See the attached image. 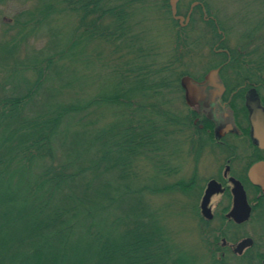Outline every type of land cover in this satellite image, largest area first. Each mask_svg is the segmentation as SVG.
Here are the masks:
<instances>
[{"label": "trees", "instance_id": "obj_1", "mask_svg": "<svg viewBox=\"0 0 264 264\" xmlns=\"http://www.w3.org/2000/svg\"><path fill=\"white\" fill-rule=\"evenodd\" d=\"M40 1L27 12L26 34L0 48V264H195L174 248L157 209L145 200V194L188 193L195 183V177L159 183L163 173L178 171L160 154L177 153L179 134L191 130L190 115L139 100L165 87L151 75L173 70V61L164 71L142 68L158 48L141 14L154 8L153 0ZM162 2L178 24L170 1ZM65 13L80 18L76 40L53 41L52 54L20 56L29 36ZM84 41L111 51L100 48L102 59L132 58L125 68L114 67L110 87L91 97L68 79L71 63L86 52L77 49ZM143 71L150 76H139ZM25 72L35 78L25 79ZM176 83L180 87L179 77ZM106 117L111 120L100 125ZM152 159L154 184L140 185V161Z\"/></svg>", "mask_w": 264, "mask_h": 264}, {"label": "rangeland", "instance_id": "obj_2", "mask_svg": "<svg viewBox=\"0 0 264 264\" xmlns=\"http://www.w3.org/2000/svg\"><path fill=\"white\" fill-rule=\"evenodd\" d=\"M195 1L203 2L208 14H216L226 23L231 16H234V23L240 29L249 25L245 18L257 21L260 16L264 19V0H179L178 13L186 16ZM40 3V0H0V48L5 47L8 40H14L15 37V40H17V38L26 34L28 25L23 26L24 22L28 20L27 12L34 10ZM162 3V0H153L154 8L144 9V12H141L142 15L147 17L144 20L145 28L150 30L151 37L158 44V48L152 52L153 55L146 57L145 65L142 68L145 71L149 69L164 71V67L168 66L170 61H173V66L170 65L173 70H166L165 72L151 75L155 82H162L165 87L161 88L159 94H151V97L148 96L139 100H142V103L152 109H167L181 117L189 116L191 115L192 106L195 107V104L186 99L183 91H181L180 87H177L176 80L178 77L181 80L188 75L200 77L213 68L214 60L210 50L214 43L213 33L197 10L191 14L192 21L190 19L187 26L182 29L181 25L183 22L175 19L180 25L174 23L171 14L166 11V8H162ZM79 20L80 18L77 14L65 13L55 16L52 22L38 29L36 33L27 38L25 43L20 45V56L25 57L28 53L44 55L49 50L52 54L55 52L56 45H63L71 40H76L79 33L83 31L80 28ZM31 25L29 24V26ZM229 31L231 33V42L232 40L236 41L240 32L234 30L231 32L230 28ZM53 41L56 45L52 43ZM82 48H86V52L80 51V55L77 58L79 61L71 63L68 79H71V81L74 79L72 89L86 92L83 94L86 97H91L92 93L99 91L101 87L106 86V88H109V83L113 79L111 73L113 68H125V62L132 60L129 56L118 59V54L116 59L113 56L102 59L98 55L100 48H105L107 54L111 51L104 45H100V42L84 41L77 49L81 50ZM108 63L111 65L110 67ZM147 64L149 69L146 67ZM127 74L130 75L128 71ZM3 76L4 73L0 70V82L3 80ZM133 76L135 77V73ZM139 76L146 78L150 75H146L143 71ZM23 77L27 80H32L35 78V74L33 72H25ZM12 86L7 85L6 90H11ZM93 95L95 96V94ZM40 99H43L42 96L39 97ZM204 103L206 104V101L200 98L197 106ZM38 106L39 103L35 104L34 109ZM204 113L207 114L210 111L204 110ZM109 119L110 117H106L100 125L108 122ZM179 135L183 139H180L182 141L180 142L181 147H178L177 153L172 157L167 152L160 154L163 156L166 153L164 160L168 162L166 166L171 168L170 171L174 168H177L178 171L170 175L163 173L160 176L159 183L163 186L180 180L190 181L195 177V184L188 193L174 191L154 195L145 194V200L153 208L157 209V214L161 218V223L171 238L174 248L179 253L183 252L188 254L189 257H193L195 264H207L210 261V255L201 244V230L198 224V216H200L198 201L200 204L201 198H199L200 194L197 195V191L200 190L201 186H205L209 175L216 173L211 171L216 169L221 161L215 162L210 153L207 152L208 150L203 154L201 153L200 157H198L196 149H198L199 145L193 144L194 142L191 143L190 140L192 137L195 138L193 129H185ZM190 136L191 138L189 139L188 137ZM153 161L155 159H152V162L140 161V166L141 168L143 167L141 170L143 171V179L138 182L140 185L154 184L155 180L149 179L156 172L152 164ZM54 164L57 165V162L54 161Z\"/></svg>", "mask_w": 264, "mask_h": 264}, {"label": "flooded vegetation", "instance_id": "obj_3", "mask_svg": "<svg viewBox=\"0 0 264 264\" xmlns=\"http://www.w3.org/2000/svg\"><path fill=\"white\" fill-rule=\"evenodd\" d=\"M194 9L212 30L214 64L200 77L188 75L197 86L191 97L182 83L186 76L180 89L195 104L189 118L198 157L208 150L221 161L197 191L201 244L207 264H264V19L245 18L249 25L240 29L234 16L226 23L195 1L186 16L177 11L184 27ZM229 28L240 32L236 41ZM200 98L206 104L197 106Z\"/></svg>", "mask_w": 264, "mask_h": 264}, {"label": "water", "instance_id": "obj_4", "mask_svg": "<svg viewBox=\"0 0 264 264\" xmlns=\"http://www.w3.org/2000/svg\"><path fill=\"white\" fill-rule=\"evenodd\" d=\"M169 1H170V5H171V9H172L173 15L177 16V6H178L179 0H169ZM178 18L179 19H184L183 16H178ZM182 83L187 88L188 94L191 97L195 93V90H196L197 86L192 83V81L190 80V78L188 76L183 78ZM213 184H214L213 182H210V184H209V188L207 190V194H206V197H205V200H204V203H203V208L204 209L206 208L207 202H208V198H209L210 194L212 193L211 192L212 191L211 187H212Z\"/></svg>", "mask_w": 264, "mask_h": 264}]
</instances>
